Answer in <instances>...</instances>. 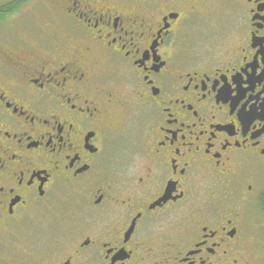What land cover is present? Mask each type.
Instances as JSON below:
<instances>
[{"label": "flooded vegetation", "instance_id": "af4514ba", "mask_svg": "<svg viewBox=\"0 0 264 264\" xmlns=\"http://www.w3.org/2000/svg\"><path fill=\"white\" fill-rule=\"evenodd\" d=\"M7 4L0 264H259L264 0Z\"/></svg>", "mask_w": 264, "mask_h": 264}, {"label": "rangeland", "instance_id": "374dc122", "mask_svg": "<svg viewBox=\"0 0 264 264\" xmlns=\"http://www.w3.org/2000/svg\"><path fill=\"white\" fill-rule=\"evenodd\" d=\"M0 1H2V0H0ZM31 16L34 17V21H36V18H38V17H43V15L40 14V13L38 15H36V16H34V15H31ZM14 19L18 20L17 23L15 22V30H13V31L9 30L7 33L4 31L2 33V34L6 35L9 38L11 37L13 40L18 38V36H17L18 29L22 33L23 30H25L29 26H31L29 17L23 19L22 15L18 14ZM12 23H13V21H12ZM1 30H2V28H0V31ZM30 226L34 227V225H32V224H30ZM262 249L263 250L261 252V255L258 258L259 264H264V248H263V246H262ZM258 261H257V263H258ZM1 263H2V261H1Z\"/></svg>", "mask_w": 264, "mask_h": 264}, {"label": "trees", "instance_id": "16d2710c", "mask_svg": "<svg viewBox=\"0 0 264 264\" xmlns=\"http://www.w3.org/2000/svg\"><path fill=\"white\" fill-rule=\"evenodd\" d=\"M9 0H2L0 1V26L5 24V17L7 16L6 14H8L6 12V9H8V7L11 5L7 4Z\"/></svg>", "mask_w": 264, "mask_h": 264}]
</instances>
